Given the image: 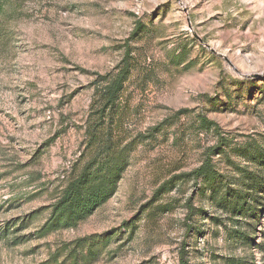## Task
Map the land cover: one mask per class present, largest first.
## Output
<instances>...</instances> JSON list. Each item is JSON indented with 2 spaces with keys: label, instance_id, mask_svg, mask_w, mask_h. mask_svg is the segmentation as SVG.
Wrapping results in <instances>:
<instances>
[{
  "label": "rangeland",
  "instance_id": "obj_1",
  "mask_svg": "<svg viewBox=\"0 0 264 264\" xmlns=\"http://www.w3.org/2000/svg\"><path fill=\"white\" fill-rule=\"evenodd\" d=\"M3 2L0 264H68L77 241L105 235L89 264H264V207L231 216L190 175L209 159L236 190L234 168L260 171L243 149L264 152V0ZM125 59L102 131L124 162L116 189L75 227L42 235L94 158V83ZM214 128L239 152L212 156Z\"/></svg>",
  "mask_w": 264,
  "mask_h": 264
},
{
  "label": "trees",
  "instance_id": "obj_2",
  "mask_svg": "<svg viewBox=\"0 0 264 264\" xmlns=\"http://www.w3.org/2000/svg\"><path fill=\"white\" fill-rule=\"evenodd\" d=\"M4 5L3 0H0V16L4 13ZM129 73L130 63L125 59L114 70L97 77L90 105L91 117L94 120L86 128L89 145L91 147L95 145L94 158L62 190L52 206L49 219L40 229L42 235L63 227H75L113 195L124 162L114 157L116 147L111 142L110 134L106 132L105 135L102 131L109 128L106 121L111 120L117 109L119 97ZM200 122L202 126L210 124L205 119H201ZM214 131L218 135L219 144L211 149L212 156H226L229 151L230 153L239 152V148L231 147L230 143L219 135L217 128H214ZM243 155L253 165L257 164L260 171L255 173L234 168L235 173L239 174V187H241L239 189L229 188V183L220 178L209 159L203 161L190 175L195 181L201 182V191L203 193L208 191L211 203H215L219 209L226 210L231 216H240L247 212L257 218L264 207V152L258 147L248 146L243 149ZM125 227L128 228L126 224ZM236 234L239 233L236 232ZM110 239L109 235H105L98 239V242L92 237L77 241L76 249L73 248L67 253L68 264L91 263L98 257V245L102 244L105 247ZM240 239L247 243L250 238L240 234ZM51 263L65 264L63 261L59 262L57 258H53ZM180 264L187 263L181 260Z\"/></svg>",
  "mask_w": 264,
  "mask_h": 264
}]
</instances>
